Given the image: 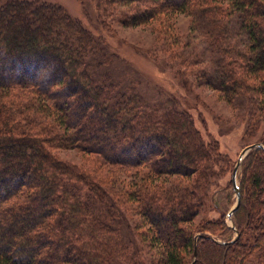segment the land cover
<instances>
[{
	"label": "trees",
	"instance_id": "trees-1",
	"mask_svg": "<svg viewBox=\"0 0 264 264\" xmlns=\"http://www.w3.org/2000/svg\"><path fill=\"white\" fill-rule=\"evenodd\" d=\"M101 2L165 38L175 17L191 16L217 46L219 76L203 74L206 84L232 103L252 94L264 114V0ZM236 15L244 50L228 46ZM102 42L57 4L0 0V264H264V150L241 164L234 228L224 212L195 226L211 162L229 156L174 102L152 103L131 82L119 91ZM61 150L121 168L125 201Z\"/></svg>",
	"mask_w": 264,
	"mask_h": 264
},
{
	"label": "rangeland",
	"instance_id": "rangeland-1",
	"mask_svg": "<svg viewBox=\"0 0 264 264\" xmlns=\"http://www.w3.org/2000/svg\"><path fill=\"white\" fill-rule=\"evenodd\" d=\"M38 1L61 6L96 39L103 41L102 44L108 47V52L114 56H109L112 58L110 66L104 67L110 74L108 77L111 82L117 83L119 91H126L127 84L131 82L136 85V90L152 103L174 102L180 110L192 117L204 137L216 141L214 143L218 142L220 152L228 155L230 159L222 164L218 160L211 162L214 176L211 177L204 208L195 219V226L205 220L218 218L224 212L226 222L231 227L232 223L227 215L237 201L233 182L229 183L232 180L233 166L235 167L243 149L262 142L264 114L259 113L256 98H253L252 94L249 95L251 99L245 98L232 103L214 84H206V77L214 80L219 76L217 46L211 40L209 30L199 23L196 24L191 16L179 15L175 17L173 31L165 38L157 33L158 25L126 27L121 24L119 16L116 19L110 17L120 14V8L104 5L101 0ZM239 20L236 15L229 22L228 46L244 50L247 36ZM113 58H118V62ZM203 74L206 77H203ZM59 154L66 161L86 166L99 176L105 174L104 186L111 192L118 188L113 194L120 191V199L125 201L123 195L126 196L130 190L131 179L123 180L125 176L121 168H100L98 161L76 150H61ZM119 175L120 182L113 184L111 179ZM124 208V218L133 227L134 216L129 213L128 207ZM234 236L236 237V234L232 233L230 237L235 239ZM159 255L153 249L146 252L145 257L148 259Z\"/></svg>",
	"mask_w": 264,
	"mask_h": 264
},
{
	"label": "water",
	"instance_id": "water-1",
	"mask_svg": "<svg viewBox=\"0 0 264 264\" xmlns=\"http://www.w3.org/2000/svg\"><path fill=\"white\" fill-rule=\"evenodd\" d=\"M255 149H263L264 150V145L262 143H257V144L249 145L248 147L243 149L241 154L239 155L238 161H237V163L234 167L233 173H232L233 188L236 192L237 201H236V204L234 205V207L228 212V215H227L228 219L231 220V222H232V218H233L234 214L239 209L240 204H241V192H240V187L238 185V172H239V169H240L241 164L244 161V159L248 156V154L251 151H253ZM231 227H234L233 222H232ZM237 238H238V233H237L236 238L233 241H235ZM195 257H196V254H195Z\"/></svg>",
	"mask_w": 264,
	"mask_h": 264
}]
</instances>
